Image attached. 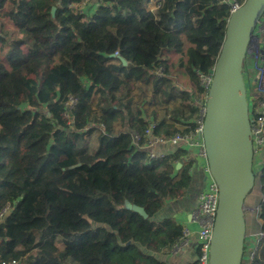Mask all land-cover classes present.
Masks as SVG:
<instances>
[{
    "label": "trees",
    "instance_id": "1",
    "mask_svg": "<svg viewBox=\"0 0 264 264\" xmlns=\"http://www.w3.org/2000/svg\"><path fill=\"white\" fill-rule=\"evenodd\" d=\"M78 3L0 0V260L166 264L184 227L156 215L186 197L195 161L183 148L150 159L133 136L144 146L151 123L158 137L196 129L231 9ZM255 173L264 231V155ZM241 264H264V239Z\"/></svg>",
    "mask_w": 264,
    "mask_h": 264
},
{
    "label": "water",
    "instance_id": "2",
    "mask_svg": "<svg viewBox=\"0 0 264 264\" xmlns=\"http://www.w3.org/2000/svg\"><path fill=\"white\" fill-rule=\"evenodd\" d=\"M263 15L264 0H246L230 14L207 92L202 138L210 176L219 191L209 264H241L243 260L245 200L256 180L244 62ZM44 113L50 117L49 111ZM135 211L147 218L143 209Z\"/></svg>",
    "mask_w": 264,
    "mask_h": 264
},
{
    "label": "built area",
    "instance_id": "3",
    "mask_svg": "<svg viewBox=\"0 0 264 264\" xmlns=\"http://www.w3.org/2000/svg\"><path fill=\"white\" fill-rule=\"evenodd\" d=\"M12 2L16 0H10ZM78 6L80 10H84L88 7L89 0H78ZM223 3L229 5L231 13L238 10L243 4H240L238 0H222ZM157 4H155L156 8ZM70 7H73L72 5ZM264 37V15L261 18L256 37L251 44L249 55L252 56L253 61L251 65H247L245 74L247 71L252 70L256 74V92L249 96V113L251 120V132L254 147V165L256 162V156L264 153V42L261 38ZM118 53H115L117 56ZM213 73V71H212ZM212 73L207 76H201L202 85L208 90L212 81ZM246 76V75H245ZM246 79V77H245ZM248 79H246V85L248 91L252 92L249 87ZM75 103L74 99H70L67 103L72 106ZM204 109L201 112V117L198 121V126L193 131L186 134H175L169 137H158L153 135L154 123H151L145 131V138L148 139L144 146H140L142 136L135 134L133 136L135 145L141 149L146 150L149 153L150 159H160L166 154L163 151L165 147L183 148L188 151L191 159L198 165L199 161H202V170L204 173V188L199 194L197 209L191 215V222L196 225V234L198 238V247L201 250V256L199 258L200 264H209V250L210 241L212 237V231L214 228V221L219 204V191L216 182L210 176L205 146L202 138V116ZM194 230L190 227H184L183 237L181 242L175 246L173 251H181L188 244L190 237L193 235ZM260 239H264V231L261 233ZM0 264H18L17 261H3L0 260Z\"/></svg>",
    "mask_w": 264,
    "mask_h": 264
},
{
    "label": "crops",
    "instance_id": "4",
    "mask_svg": "<svg viewBox=\"0 0 264 264\" xmlns=\"http://www.w3.org/2000/svg\"><path fill=\"white\" fill-rule=\"evenodd\" d=\"M156 1L150 4V9H154ZM5 28L9 29L11 23L9 21L4 22ZM264 42V37L261 38ZM247 65H251L253 58L248 55ZM246 79H248L249 87L251 90L256 84V74L252 70H249L245 74ZM173 147H165L163 151L165 153L173 152ZM202 161L195 164L191 170L192 174V184L188 190L186 197L181 201H169L165 208L156 215L157 220H162L164 218H174L183 227H190L194 230L193 235L190 237L188 244L181 251H173L170 255L160 256L159 258L166 264H190L191 262L197 260L196 250L198 248V238L196 234V225L191 222V215L197 209L199 194L204 188V173L202 170ZM261 201L262 197L260 196Z\"/></svg>",
    "mask_w": 264,
    "mask_h": 264
},
{
    "label": "rangeland",
    "instance_id": "5",
    "mask_svg": "<svg viewBox=\"0 0 264 264\" xmlns=\"http://www.w3.org/2000/svg\"><path fill=\"white\" fill-rule=\"evenodd\" d=\"M248 58L249 57H247V63H249ZM182 81H184V79ZM256 86L257 83L255 84V87L252 89V93L256 92ZM263 155L264 153L262 152L260 155L256 156V162L254 165L255 172L259 169V166L261 165ZM260 203H261V198H260L259 190L256 187H254L245 200V219L247 224V231H246L244 248L246 255L248 257L250 250H252L253 246L260 239L261 233H263V231L261 230V225L263 222L260 218V214H261L259 207Z\"/></svg>",
    "mask_w": 264,
    "mask_h": 264
}]
</instances>
